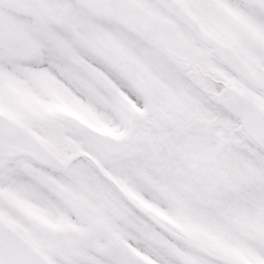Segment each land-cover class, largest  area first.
<instances>
[{"label":"snow or ice","instance_id":"6c2138e0","mask_svg":"<svg viewBox=\"0 0 264 264\" xmlns=\"http://www.w3.org/2000/svg\"><path fill=\"white\" fill-rule=\"evenodd\" d=\"M0 264H264V0H0Z\"/></svg>","mask_w":264,"mask_h":264}]
</instances>
